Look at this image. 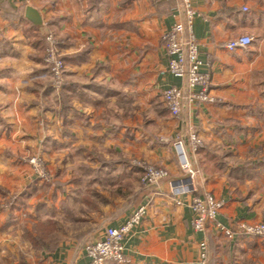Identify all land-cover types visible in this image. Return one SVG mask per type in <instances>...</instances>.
<instances>
[{"label":"crops","instance_id":"crops-1","mask_svg":"<svg viewBox=\"0 0 264 264\" xmlns=\"http://www.w3.org/2000/svg\"><path fill=\"white\" fill-rule=\"evenodd\" d=\"M191 4L217 102L186 101L173 118L164 91L188 89L167 72L162 35L186 24L180 1L0 0V261L87 264L85 246L144 207L124 240L127 264H197L203 243L210 264H264V239L230 240L213 224L196 232L193 194L169 191L185 177L178 142L187 150L196 134L204 147L192 157L201 172L195 194L221 202L217 219L227 228L264 221V0ZM50 34L66 65L60 88L44 62ZM243 37L252 38L247 48H226ZM27 156L43 157L56 179L39 178ZM135 161L170 180L143 186Z\"/></svg>","mask_w":264,"mask_h":264},{"label":"built area","instance_id":"built-area-1","mask_svg":"<svg viewBox=\"0 0 264 264\" xmlns=\"http://www.w3.org/2000/svg\"><path fill=\"white\" fill-rule=\"evenodd\" d=\"M180 1L185 11L186 24H175L169 31L162 35V42L168 57L167 72L176 78L186 82L188 94L177 87H171L164 91L163 100L166 108L173 118H180L186 101L195 103L214 104L216 98L211 95L212 81L208 74L201 71L198 42L193 34V20L196 15L191 0H168ZM247 11V8L244 9ZM129 17L123 16L122 21L127 22ZM252 43V38L243 37L231 41L226 45L230 51L239 48H247ZM44 62L51 79L57 88L65 82L66 65L59 52L57 40L53 35L46 37V49ZM182 155L181 169L185 177L176 182H170L169 191L172 195H180L186 192L192 193L191 208L194 213L192 226L196 232H205L208 224H213L216 230L226 238L233 240L238 235L252 236L264 239V221L259 223H241L238 228L230 229L218 221V215L222 208L221 202L213 196L199 197L196 180L200 176V170L194 167V159L199 150L204 147V142L196 134L189 135V145L185 150L182 142H178ZM36 169L38 176L49 181L50 176L45 172L42 159L34 157L24 160ZM133 166L140 169V182L148 188H155L159 184L170 180V173L160 167L143 161H135ZM181 204L180 202H177ZM11 204V203H10ZM145 214V208L138 209L131 218L119 228H108L102 240L87 244L85 253L89 259L87 264H127L124 240L137 227ZM206 243L201 245V255L197 264H207L209 260Z\"/></svg>","mask_w":264,"mask_h":264},{"label":"rangeland","instance_id":"rangeland-1","mask_svg":"<svg viewBox=\"0 0 264 264\" xmlns=\"http://www.w3.org/2000/svg\"><path fill=\"white\" fill-rule=\"evenodd\" d=\"M34 157H38V158H40V159H42V162H43V165H44V168H45V172H47L48 174H49V176H50V179H49V181H47V182H53L55 179H56V176H55V174H54V171H51L49 168H48V166H47V163L45 162V160L43 159V157H41V156H27V157H24L23 158V161L24 160H26V159H31V158H34ZM25 162V161H24ZM26 164H29V162H26ZM30 165V164H29ZM31 167H32V169H33V171H34V173L38 176V172L36 171V169H34V167L32 166V165H30ZM157 167V166H156ZM53 172V173H52ZM39 177V176H38ZM40 178V177H39ZM56 182V181H55ZM59 182L57 181V184H58ZM56 184V183H55ZM11 201V200H10ZM10 201L9 202H7V204L5 205V206H7V205H9L10 204ZM12 202H13V200H12ZM10 206V205H9ZM62 216H60L59 217V222L62 224L61 225V231H62V235L63 236H69V235H71V233L73 232V228L71 229V228H69L68 226H69V221H70V215H69V213H66V212H64L63 214H61ZM66 220V221H65ZM52 228V227H51ZM60 231V232H61ZM73 236V235H72ZM57 245H51V246H46V249L47 248H53V247H56ZM35 249L38 247L37 245H35V246H33ZM20 256H21V254H20ZM21 258H18L16 261H17V263L16 264H21ZM210 261H211V257L209 256V260H208V263L207 264H210ZM15 263V261L14 262H11V261H5V262H2V261H0V264H14Z\"/></svg>","mask_w":264,"mask_h":264},{"label":"water","instance_id":"water-1","mask_svg":"<svg viewBox=\"0 0 264 264\" xmlns=\"http://www.w3.org/2000/svg\"><path fill=\"white\" fill-rule=\"evenodd\" d=\"M38 13L35 12V10L28 8L27 9V16L36 24V25H40L41 21L38 17H36Z\"/></svg>","mask_w":264,"mask_h":264},{"label":"trees","instance_id":"trees-1","mask_svg":"<svg viewBox=\"0 0 264 264\" xmlns=\"http://www.w3.org/2000/svg\"><path fill=\"white\" fill-rule=\"evenodd\" d=\"M63 86H64V85H63ZM63 86H62V87H63ZM11 213H12V212H11ZM9 219H12V215H11V214H10V217H9Z\"/></svg>","mask_w":264,"mask_h":264}]
</instances>
